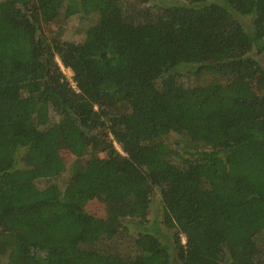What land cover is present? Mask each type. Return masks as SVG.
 Masks as SVG:
<instances>
[{
  "label": "trees",
  "instance_id": "16d2710c",
  "mask_svg": "<svg viewBox=\"0 0 264 264\" xmlns=\"http://www.w3.org/2000/svg\"><path fill=\"white\" fill-rule=\"evenodd\" d=\"M153 1L0 0V264H264V0Z\"/></svg>",
  "mask_w": 264,
  "mask_h": 264
},
{
  "label": "rangeland",
  "instance_id": "374dc122",
  "mask_svg": "<svg viewBox=\"0 0 264 264\" xmlns=\"http://www.w3.org/2000/svg\"><path fill=\"white\" fill-rule=\"evenodd\" d=\"M154 2L161 3L163 5H171L172 3H175V2L186 3L187 0H156V1H153L150 3H154ZM205 2L206 3L216 2L218 4L224 5L223 0H206ZM243 22L248 28L251 24V17L248 16V17L243 18ZM83 25H85L84 20L80 19L76 15L73 16L71 19L68 20V22L64 26L63 32H61L62 37L66 38V39H71V40H79L81 38V34H82L81 29H82ZM53 28H55V26H53ZM63 71H64V73H66V75L69 78L71 77L72 73L69 69L63 68ZM176 71L180 72L181 74H184L185 82H187L189 84L203 83L207 80V77L204 75H197V74H192L191 72H188L186 70V67H179V69H177ZM168 138L170 140H172V142L176 143L177 146L183 145V147L179 148V150L181 152H185V150H186V148L184 146L185 142L183 141V139L178 134L171 133ZM60 154H61V156H63L65 158L64 159L65 168L68 171L69 167L71 165V162L74 159V156L71 154L65 153L63 151L60 152ZM93 207H94L93 210L97 211L98 214L101 215L104 213L103 208L100 204L95 202ZM127 226L129 228V231L134 235L137 232L144 230L143 227H145L147 229V231H150V232L157 234L164 243L170 244V239H171V235H172L173 230L167 228L162 223L161 203H160L159 198L156 194L152 197V201L150 202L149 212L147 215V221L145 222L144 226L138 227L134 223H129V224H127ZM170 251H171V255H172L173 264H179L178 260L174 256L173 251L172 250H170Z\"/></svg>",
  "mask_w": 264,
  "mask_h": 264
}]
</instances>
